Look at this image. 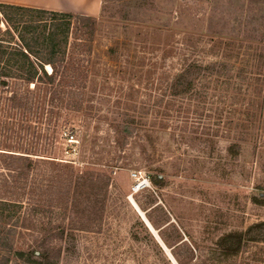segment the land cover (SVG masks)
I'll return each mask as SVG.
<instances>
[{"label":"rangeland","instance_id":"obj_1","mask_svg":"<svg viewBox=\"0 0 264 264\" xmlns=\"http://www.w3.org/2000/svg\"><path fill=\"white\" fill-rule=\"evenodd\" d=\"M97 17L89 70L97 78V97L100 91L109 94L101 103L93 101L102 106L101 118L93 111L63 110L52 118L27 119L9 110L7 92L0 94V151L55 156L111 177L103 208L99 204L91 214L84 210L91 204L79 205L80 224L93 222L95 229L79 232L77 249L60 264H179L172 248L182 256L194 245L201 254L184 258L188 264H264V242L228 258L208 257L224 235L264 220V68L249 65L250 81L239 92L214 90L211 120L216 108H224L221 124L231 122L214 150L182 141L178 130L156 128L150 138L133 139L120 151L106 123L108 107L119 97L120 105L126 102L120 91L124 67L140 62L146 68L158 65V72L174 71L183 55L204 62L220 58L230 40L263 47L264 0H103ZM167 48L173 55L165 59ZM241 59L235 60L239 66ZM46 94H34L43 107L50 105ZM242 132L234 160L226 146ZM151 174L162 175L159 187Z\"/></svg>","mask_w":264,"mask_h":264},{"label":"trees","instance_id":"obj_2","mask_svg":"<svg viewBox=\"0 0 264 264\" xmlns=\"http://www.w3.org/2000/svg\"><path fill=\"white\" fill-rule=\"evenodd\" d=\"M98 24L97 16L0 2V94L7 92L9 110L27 119L33 114L52 118L63 110L93 111L101 118L102 106L94 102L101 103L109 94L100 91L97 97V78L89 70ZM260 33L264 35V29ZM224 45L220 58L206 62L183 55L174 71L158 72V65L146 68L140 62L122 68L120 78L125 86L120 91L126 102L120 105L119 97L106 113L115 147L125 150L133 139L145 141L156 128H167L178 130V137L188 144L214 150L219 133H225L231 124H221L224 108H216L217 115L211 120L214 90L239 92L250 81L249 65L260 71L264 68V40L263 47L251 48L233 40ZM169 55H173L171 48L165 50L164 58ZM239 56L241 66L235 62ZM260 77L256 78L258 84L263 83ZM39 90H47L49 106L43 107L41 98L34 97ZM149 113L154 114L151 121L145 118ZM248 114L246 119H251ZM243 134L234 136L226 146L234 160L240 155ZM150 181L159 187L163 177L151 174ZM110 183L111 177L104 172L79 170L72 161L1 150L0 264L69 261L77 249L78 233L96 225L80 224L84 222L79 218V205L91 204L90 208L83 206L91 214L97 205L103 208ZM257 242H264V220L224 235L218 246L210 248L208 257L238 255ZM180 251L172 248L179 264H188L184 258L191 261L197 252L201 254L195 245L187 246L182 256Z\"/></svg>","mask_w":264,"mask_h":264},{"label":"crops","instance_id":"obj_3","mask_svg":"<svg viewBox=\"0 0 264 264\" xmlns=\"http://www.w3.org/2000/svg\"><path fill=\"white\" fill-rule=\"evenodd\" d=\"M103 0H0L12 4L98 16Z\"/></svg>","mask_w":264,"mask_h":264}]
</instances>
